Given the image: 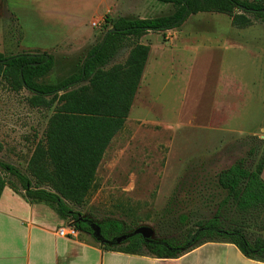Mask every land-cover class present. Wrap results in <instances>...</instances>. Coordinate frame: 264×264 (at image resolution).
<instances>
[{
  "label": "rangeland",
  "instance_id": "obj_1",
  "mask_svg": "<svg viewBox=\"0 0 264 264\" xmlns=\"http://www.w3.org/2000/svg\"><path fill=\"white\" fill-rule=\"evenodd\" d=\"M111 1L0 0V51L54 54L56 65L46 79L59 82L81 67L111 28L97 19ZM146 1L148 17L174 8ZM129 9L127 1L118 0L108 15L135 17ZM199 14L170 45L181 61L165 59L158 66L164 52L153 48L143 81L150 78V87L140 84L86 203L71 204L92 226V233H81L94 241L100 239L98 224L108 219L130 225L129 235L150 226L152 239L183 238L199 221L214 217L226 197L220 172L241 159L252 168L264 150V23L252 16L251 26L237 28L226 14ZM81 25V33L69 32ZM131 48L128 39L105 69L124 63ZM29 96L26 89L11 90L0 76V159L35 181L28 163L53 109L32 107ZM7 180L21 187L14 176ZM182 214L189 216L186 226L178 222ZM259 215L238 216L248 238L260 232Z\"/></svg>",
  "mask_w": 264,
  "mask_h": 264
},
{
  "label": "trees",
  "instance_id": "obj_2",
  "mask_svg": "<svg viewBox=\"0 0 264 264\" xmlns=\"http://www.w3.org/2000/svg\"><path fill=\"white\" fill-rule=\"evenodd\" d=\"M172 4L171 14L147 18L104 17L108 28L102 41L88 53L81 67L59 82L47 76L56 65L54 54L24 52L7 55L0 51V76L11 90L29 91L32 107L53 109L44 132L28 163L32 180L15 165L0 159V196L11 187L30 203H44L61 218L72 220L79 232L92 233L87 219L80 217L71 204L82 206L94 188L98 168L115 136L124 128L151 47L140 42L149 32L180 27L200 12L223 13L237 28L253 23L252 16L264 23V0H158ZM110 25V26H109ZM132 40V48L124 63L108 65ZM4 144L0 141V153ZM264 150L250 168L239 160L218 175L219 185L227 191L214 217L201 220L183 238L147 239L141 234H128L131 226L115 219L98 224V241L105 248L132 254L177 257L205 242L235 244L245 256L264 261ZM7 175L19 181L10 183ZM230 213L228 214L227 213ZM260 214V232L253 238L245 233L239 215ZM225 219L229 224H225ZM189 216L182 214L178 222L186 226ZM137 226L139 225L136 223ZM128 235L121 243L117 239Z\"/></svg>",
  "mask_w": 264,
  "mask_h": 264
},
{
  "label": "crops",
  "instance_id": "obj_3",
  "mask_svg": "<svg viewBox=\"0 0 264 264\" xmlns=\"http://www.w3.org/2000/svg\"><path fill=\"white\" fill-rule=\"evenodd\" d=\"M117 1L112 0L107 4L105 11L97 19H104ZM125 1L131 6L129 13L135 16L131 19L147 18L152 11H149L146 0ZM170 11L169 14L173 13L174 8ZM198 15L200 14H192L180 27L149 32L141 37L140 42L151 47L141 84L145 79L154 47L159 46L164 52L158 66H162L165 59L174 60V63L177 59L181 61L177 56L179 50H173L170 45L181 38L182 29ZM158 16L161 15L155 17ZM197 20H200V17L194 21ZM82 27L83 25L75 27L69 32L81 33ZM192 27L189 25L188 29ZM154 35L156 37L153 38ZM234 40V43H241L238 39ZM150 80L146 78L143 86L146 83L147 87H150ZM262 177L264 178V171ZM70 223L50 206L44 203H30L21 193L6 186L0 196V264H264V261L245 256L235 244L229 242H205L171 258L107 249L102 242L94 241L79 231L76 235H62L61 229H66Z\"/></svg>",
  "mask_w": 264,
  "mask_h": 264
},
{
  "label": "water",
  "instance_id": "obj_4",
  "mask_svg": "<svg viewBox=\"0 0 264 264\" xmlns=\"http://www.w3.org/2000/svg\"><path fill=\"white\" fill-rule=\"evenodd\" d=\"M99 233V229H98ZM134 234H141L144 238L150 239L154 234L153 228L150 226H140L135 229ZM127 235H123L117 239L118 243H121L123 239H126Z\"/></svg>",
  "mask_w": 264,
  "mask_h": 264
},
{
  "label": "built area",
  "instance_id": "obj_5",
  "mask_svg": "<svg viewBox=\"0 0 264 264\" xmlns=\"http://www.w3.org/2000/svg\"><path fill=\"white\" fill-rule=\"evenodd\" d=\"M77 230L75 229V227L72 225V223L68 224V226L66 227V229H61V234L62 235H76L77 234Z\"/></svg>",
  "mask_w": 264,
  "mask_h": 264
}]
</instances>
